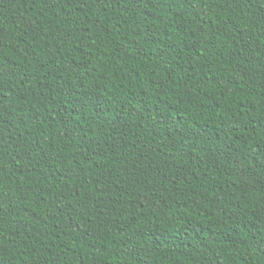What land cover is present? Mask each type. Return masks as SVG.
Returning <instances> with one entry per match:
<instances>
[{"label":"trees","instance_id":"16d2710c","mask_svg":"<svg viewBox=\"0 0 264 264\" xmlns=\"http://www.w3.org/2000/svg\"><path fill=\"white\" fill-rule=\"evenodd\" d=\"M0 264H264V0H0Z\"/></svg>","mask_w":264,"mask_h":264}]
</instances>
